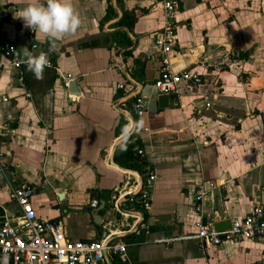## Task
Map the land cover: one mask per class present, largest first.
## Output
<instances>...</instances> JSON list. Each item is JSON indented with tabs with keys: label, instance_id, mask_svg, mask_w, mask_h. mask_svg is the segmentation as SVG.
Instances as JSON below:
<instances>
[{
	"label": "crops",
	"instance_id": "1",
	"mask_svg": "<svg viewBox=\"0 0 264 264\" xmlns=\"http://www.w3.org/2000/svg\"><path fill=\"white\" fill-rule=\"evenodd\" d=\"M72 3L81 26L49 51L46 38L36 39L15 18L25 0H0V37L22 53L35 42L33 52L51 62L40 79L24 64L22 84L17 70L0 68V224L20 213L14 190L27 184L35 187L37 218L60 221L71 239L97 240L103 228L127 233L113 239L126 245L127 261L111 256L112 264H264V241L191 238L200 220L199 186L207 191L202 219L213 223L242 218L264 195V0H179L171 60L176 70H197L204 82L168 95L166 106L152 88L160 67L159 1ZM109 5L114 15L105 19ZM125 12L131 27L117 23ZM143 94L150 97L147 112L136 116L134 98ZM139 121L142 128L126 142L141 165L126 168L116 160L123 130ZM150 169L157 176L151 207L121 201Z\"/></svg>",
	"mask_w": 264,
	"mask_h": 264
},
{
	"label": "built area",
	"instance_id": "2",
	"mask_svg": "<svg viewBox=\"0 0 264 264\" xmlns=\"http://www.w3.org/2000/svg\"><path fill=\"white\" fill-rule=\"evenodd\" d=\"M163 15V24L155 34V45L159 53L160 67L152 82L156 95H179L184 89L194 90L204 82L203 76L195 69L176 70L171 60V52L177 45V12L179 0H158ZM115 45V44H114ZM39 45L30 44V51ZM1 56L7 57V61ZM113 62L118 67L120 54ZM24 56L12 42L0 37V68L9 66L17 70V80L24 83L22 66ZM49 65L51 62L49 61ZM65 84H67L65 82ZM123 84H117L121 88ZM150 97L136 95L134 114L143 116L147 112ZM137 153L144 155L141 149ZM154 170H149L137 191L136 202L143 210L151 207V189L156 180ZM34 186L22 184L14 190L15 201L20 213L13 219L0 224V264H106L104 254L114 256L121 262L127 261L126 245L110 240L112 233L103 228L100 238L93 241L74 240L66 236L60 221H44L37 218L30 203ZM130 193L129 191L126 192ZM207 191L199 186L195 193V210L200 216L197 231L191 238L200 243L220 245L225 241H264V195L253 200V205L242 218L230 219V228L216 230L213 222L204 221ZM120 198V197H118ZM117 198V199H118ZM97 200L91 207H97Z\"/></svg>",
	"mask_w": 264,
	"mask_h": 264
},
{
	"label": "clouds",
	"instance_id": "3",
	"mask_svg": "<svg viewBox=\"0 0 264 264\" xmlns=\"http://www.w3.org/2000/svg\"><path fill=\"white\" fill-rule=\"evenodd\" d=\"M23 7L15 18L24 22V27L35 33L36 39L46 38L50 44L49 51H54L57 41H62L66 36L75 34L81 26L79 13L73 6L72 0H25ZM24 63L37 79L43 77L44 69L49 65L46 53L39 54L23 49ZM142 128V121L135 125H126L123 134L124 141L120 144L121 150L127 148V137Z\"/></svg>",
	"mask_w": 264,
	"mask_h": 264
},
{
	"label": "water",
	"instance_id": "4",
	"mask_svg": "<svg viewBox=\"0 0 264 264\" xmlns=\"http://www.w3.org/2000/svg\"><path fill=\"white\" fill-rule=\"evenodd\" d=\"M118 13L121 15V12H118ZM119 64L122 66V61L121 60H119ZM134 83L137 84V85H139V83H137V82H134ZM75 85H76V81H72L70 84H68V87H69L70 91H72V88H74ZM167 100H168V95H159L158 96V101L160 102V105L161 106H166L167 105ZM0 178H5V174H3L2 172H0ZM140 187H141V183H140ZM140 187H139V189H140ZM136 194H137V192L136 193H132V194H127V195H125L124 197L121 198V201H128V200H130V198L132 196H134ZM116 206L123 213H131L128 210L122 209L120 207V204H116ZM103 207H104L103 205L100 206L98 208V210L101 209V208H103ZM137 215H139V218H140L139 222H140L143 219V217H144V213L143 212H138ZM95 220H101V217L100 216H95ZM138 223L132 228V230L130 231V233H133V232H135L137 230L138 225H139ZM213 226H214V228L216 230L228 229V228H230V219L217 220V221H215L213 223ZM126 234L114 235V236H112L110 238V240H113L114 238L121 237V236L126 235ZM104 258H105L106 264H112L111 261H110V259H109V257L106 254H104Z\"/></svg>",
	"mask_w": 264,
	"mask_h": 264
},
{
	"label": "trees",
	"instance_id": "5",
	"mask_svg": "<svg viewBox=\"0 0 264 264\" xmlns=\"http://www.w3.org/2000/svg\"><path fill=\"white\" fill-rule=\"evenodd\" d=\"M114 15V12L109 5L107 8V12L105 15V19H109ZM132 14L129 12H125L120 19L117 21L119 26L122 27H131L132 26ZM133 150L131 148H127L124 150V152L120 153L119 155L116 156V160L119 165L126 167V168H132L135 169V167H138L137 165H141V161L135 156H133ZM118 264H123V263H118Z\"/></svg>",
	"mask_w": 264,
	"mask_h": 264
}]
</instances>
